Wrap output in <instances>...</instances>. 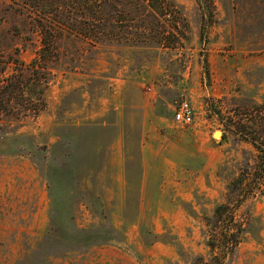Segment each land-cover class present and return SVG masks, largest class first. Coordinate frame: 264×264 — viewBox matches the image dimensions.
Returning a JSON list of instances; mask_svg holds the SVG:
<instances>
[{
    "label": "rangeland",
    "instance_id": "obj_1",
    "mask_svg": "<svg viewBox=\"0 0 264 264\" xmlns=\"http://www.w3.org/2000/svg\"><path fill=\"white\" fill-rule=\"evenodd\" d=\"M175 1L178 39L93 45L65 31L47 108L0 119V264H178V243L206 251L201 220L253 152L224 138L210 98L226 111L264 97V0H215L206 33L197 1ZM23 2L0 0L8 72L42 44ZM185 102L192 120L177 122ZM253 208L263 228L235 264H264V197Z\"/></svg>",
    "mask_w": 264,
    "mask_h": 264
},
{
    "label": "trees",
    "instance_id": "obj_2",
    "mask_svg": "<svg viewBox=\"0 0 264 264\" xmlns=\"http://www.w3.org/2000/svg\"><path fill=\"white\" fill-rule=\"evenodd\" d=\"M196 1L204 22L202 33H206L217 21L216 1ZM23 4L36 16L42 44L29 63L17 58L12 72L6 65L0 69V119L4 114L34 117L47 108L45 92L60 59L58 41L65 31L90 36L93 45H122L154 37L165 41L167 32L178 39L175 0H24ZM67 6L74 11L80 9L79 21L63 19ZM140 16L147 18L136 22ZM148 32L153 36L148 37ZM210 99V111L224 126V138L232 135L234 141L251 145L252 158L229 172L225 201L217 203L212 213H206L201 220L206 251L195 252L178 243V264H235L244 240L258 235L263 228L253 207L258 198L264 197V97L226 111L215 98Z\"/></svg>",
    "mask_w": 264,
    "mask_h": 264
},
{
    "label": "built area",
    "instance_id": "obj_3",
    "mask_svg": "<svg viewBox=\"0 0 264 264\" xmlns=\"http://www.w3.org/2000/svg\"><path fill=\"white\" fill-rule=\"evenodd\" d=\"M175 120L182 123H189L192 120V110L188 103H182Z\"/></svg>",
    "mask_w": 264,
    "mask_h": 264
},
{
    "label": "bare ground",
    "instance_id": "obj_4",
    "mask_svg": "<svg viewBox=\"0 0 264 264\" xmlns=\"http://www.w3.org/2000/svg\"><path fill=\"white\" fill-rule=\"evenodd\" d=\"M220 134H221L220 132H217V134H216V135H217V136H220Z\"/></svg>",
    "mask_w": 264,
    "mask_h": 264
},
{
    "label": "water",
    "instance_id": "obj_5",
    "mask_svg": "<svg viewBox=\"0 0 264 264\" xmlns=\"http://www.w3.org/2000/svg\"><path fill=\"white\" fill-rule=\"evenodd\" d=\"M218 132V131H217ZM217 132H215V133H217ZM220 137V136H219Z\"/></svg>",
    "mask_w": 264,
    "mask_h": 264
}]
</instances>
